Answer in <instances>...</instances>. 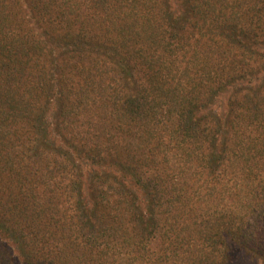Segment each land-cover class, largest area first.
Masks as SVG:
<instances>
[{"label":"trees","instance_id":"1","mask_svg":"<svg viewBox=\"0 0 264 264\" xmlns=\"http://www.w3.org/2000/svg\"><path fill=\"white\" fill-rule=\"evenodd\" d=\"M236 252L264 262V0H0V264Z\"/></svg>","mask_w":264,"mask_h":264},{"label":"rangeland","instance_id":"2","mask_svg":"<svg viewBox=\"0 0 264 264\" xmlns=\"http://www.w3.org/2000/svg\"><path fill=\"white\" fill-rule=\"evenodd\" d=\"M228 98H229V95L222 96L218 101L219 105L223 107L226 104ZM11 250L14 254L15 251L12 248H11ZM19 262H20V260H19ZM19 264H21V263H19ZM232 264H264V262L259 260V259L252 258V257L244 254V252H239V253L236 252L234 254V259H233Z\"/></svg>","mask_w":264,"mask_h":264}]
</instances>
